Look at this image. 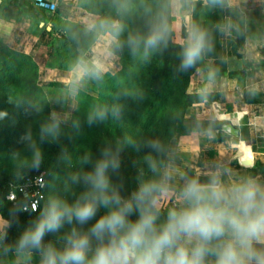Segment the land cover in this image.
Here are the masks:
<instances>
[{"label": "crops", "instance_id": "crops-1", "mask_svg": "<svg viewBox=\"0 0 264 264\" xmlns=\"http://www.w3.org/2000/svg\"><path fill=\"white\" fill-rule=\"evenodd\" d=\"M46 1L54 5L53 10L39 7L37 0H0V43L35 66L37 88L54 87L65 101L72 103L67 107L70 115L79 92L76 73L119 70L121 49L110 35L119 26V18L110 17L113 12L110 8L90 10L79 0ZM190 2L186 0V6ZM223 9L226 17L208 25L210 33L217 35L207 42L210 50L204 52L205 58L201 59L189 86L191 93L202 96L201 101L189 107L185 117L193 115L204 121H219L221 127L230 123L238 130V136L222 128L221 132L196 131L192 124L179 132L174 149L167 152L165 165L159 170L158 181L168 171L173 177L171 186L177 190L176 194H170L171 198L161 201L160 210L166 216L170 208L178 206L176 195L189 178L207 183L212 175H217L230 184L250 177L264 186V40L251 53L246 48L248 40L256 39L258 34L264 37V0H225ZM186 13L189 15L188 7ZM234 14L243 17L238 21L243 32L240 39L229 32L234 26ZM66 23L77 24L86 33L95 35L92 44L80 51V60L71 70L60 68L56 52L66 39L62 30ZM247 29L250 34L246 33ZM208 65H212V74L216 68L243 71V75L240 78L222 73L209 75ZM60 180L56 177L48 181V200L57 190L65 189ZM53 197L52 200L56 199ZM104 209L106 214L108 209ZM159 222L164 221L159 218ZM7 228L8 221L0 214V264H26L23 257L15 251L9 253L1 243ZM50 243L57 247L59 241ZM60 243L62 249L65 242ZM40 258L38 252H33L30 264H40Z\"/></svg>", "mask_w": 264, "mask_h": 264}, {"label": "clouds", "instance_id": "clouds-1", "mask_svg": "<svg viewBox=\"0 0 264 264\" xmlns=\"http://www.w3.org/2000/svg\"><path fill=\"white\" fill-rule=\"evenodd\" d=\"M163 39L164 31H153L144 40V55ZM130 43L135 52L139 41ZM207 50L205 34L192 30L182 53V68L193 67ZM105 116V111L98 110L88 122ZM59 123L53 115V122L41 129V138L58 135ZM150 147L159 150L155 144ZM102 157L92 171L72 177L74 183L82 179L88 191L73 204L51 200L34 226L20 237L15 252L26 264H30L33 251L40 254V264H264V186L253 178L230 184L217 175L207 183L189 179L178 190V206L170 208L165 221L158 224L161 201L177 191L171 186V173L165 171L159 181L142 182L124 199L108 175L110 169L119 168V161L107 150ZM147 159L156 172V163ZM40 163L41 154L36 150L32 166L38 168ZM101 207L108 209L107 213L86 233L73 228L62 249L44 243L46 234L58 232L73 220L86 224ZM133 213H138L135 221L130 219Z\"/></svg>", "mask_w": 264, "mask_h": 264}, {"label": "rangeland", "instance_id": "rangeland-1", "mask_svg": "<svg viewBox=\"0 0 264 264\" xmlns=\"http://www.w3.org/2000/svg\"><path fill=\"white\" fill-rule=\"evenodd\" d=\"M79 1L80 3L84 2V5L89 7L90 10L110 8L113 11L110 15L112 18L122 14L124 20L119 21V25L122 27L121 30L117 31V33L111 30L110 33L112 34L110 35L116 42L117 36L119 38H125L123 43L124 46H127L130 44V36H128L127 32L132 30L127 21L129 13L131 12L130 16L133 22L141 26L145 24L142 20L144 17L152 19L154 18L153 16L157 17L159 15L156 8L159 7L161 0ZM167 1L170 2V0ZM219 3H222V0H219ZM186 4V0H172L170 2L171 16L175 17V20L171 23L172 29L175 31V41L182 40V38L184 39L185 37L188 39L187 35L190 28L193 27L190 23L189 15L186 13ZM232 18L234 19V26L229 32L231 34L234 33L236 38H243V32L238 27V21L243 18L242 15L234 14ZM234 27L237 30H235ZM137 28L138 26H135V29ZM203 33L208 41L212 40L217 35V32H213L214 36L210 32ZM246 33L250 34L251 32L247 29ZM145 38L146 37H142V40H145ZM261 39L264 40V37L258 34L256 39L247 41L246 48L249 50V53L259 49L258 47L260 46ZM0 47H3L5 51H9L3 44H0ZM121 67L120 63L119 70L112 73L106 71V73L115 75L120 71ZM196 70L197 68L192 75V81ZM87 71L75 74L74 78L79 86V92L76 95L74 112L70 115H68L70 112H68L67 107H71L72 103L69 100L65 101V99L56 92L57 89H54V87H52V89L40 87L38 90L29 93V91H26V88L20 84L24 79H20L18 80V84L12 87L8 99L0 93V172L6 174L17 171L19 173L33 171L36 173L38 172V174L44 172L46 174L45 178L47 179L48 173L55 172L49 180L67 172L68 178L65 183V189L67 188L66 184L70 181L68 183V188L71 190L75 189V194L78 197V194L82 193L81 186L83 181L81 179L80 182L74 183L72 177H82L84 173L92 171L95 162L102 159V153L107 150L110 157H115L119 161V167L122 166V164L126 165L128 177L133 180L135 188L138 189L142 182L151 180L158 181L159 170L165 165L167 146L161 144V146L158 147V144L152 143L150 139L163 129V124L165 125L166 121H152L148 128L149 133L145 137V141L140 142L138 140L136 142L135 139L129 136L130 133H126L130 130V125L125 122L124 117V127L118 130L116 126L117 119L118 121L121 120V114L115 112L118 107L116 103H118L120 98H118L116 102L112 101V98H117V89H113V87L106 84L110 82V78H101V75L106 73L93 74L92 72L87 73ZM102 80H104V84H97ZM190 84L186 89L178 90V93H173L172 89L171 100L173 102L178 100L180 101L179 104L183 103L186 99L188 100L184 95L188 93L192 94L191 97L196 101L194 93H191L189 90ZM122 86L125 90L128 85L122 84ZM131 92L132 91H130V93ZM125 97H128V99H126L127 103H130L128 110H131V113H133L130 108L133 103H131V95L128 96L127 93ZM172 106L171 113L173 115H178L175 113V106L173 104ZM98 110L106 112L105 118L103 120H95L93 123L89 124V116L93 115ZM168 110L169 106H164L162 108V112L166 115L169 113ZM186 112L181 120L182 128L191 124L194 125L196 119H199V117L195 116V118L193 115L185 117ZM53 115L60 121L58 135L55 137L46 135L42 139L41 129L53 122ZM133 121L136 122V119ZM140 123L141 121H139V124ZM123 129H125V132ZM165 137L167 139V135H165ZM176 143L177 140L172 144L171 149H174ZM152 144L157 145L159 150L150 147ZM36 150H39L41 154L40 166L42 165L44 168H34L32 166ZM86 157L89 159L88 163L84 162ZM147 157H151L156 163V172L150 169ZM50 168L53 170H49ZM120 171L118 173H120ZM121 175L123 176L122 172ZM222 181L227 184L225 179ZM1 183L2 180L0 178V187L2 189L4 188V183ZM112 186L120 190L121 185L119 186V183L115 185L114 181ZM101 209L103 210L102 207ZM157 223L160 224L159 220ZM60 244V242L57 243V249H61Z\"/></svg>", "mask_w": 264, "mask_h": 264}, {"label": "trees", "instance_id": "trees-1", "mask_svg": "<svg viewBox=\"0 0 264 264\" xmlns=\"http://www.w3.org/2000/svg\"><path fill=\"white\" fill-rule=\"evenodd\" d=\"M224 1L222 3H213L212 0H191L189 3V19L193 27L190 28L189 34L192 30H199L201 32H210L208 30V25L213 23L221 22L225 16L224 12ZM133 10V9H132ZM170 2L167 0H161L159 7L156 8L158 11V16H153L154 18L148 19L144 17L142 20L145 22L143 25H137L133 22L130 13L128 15V24L130 26L128 36L130 40L139 41L136 46L135 52L133 51V44H128L124 46L123 41L125 38H119L117 36V43L121 49V69L115 75H110L109 73L101 75L103 77H109L110 82L106 83L110 87L116 90L117 98H112L113 102L118 101L116 105V113L121 114V120L116 121V126L118 130L123 128V117L125 122L130 125V130L126 133H130V137L135 139L136 142L145 141V137L148 135V128L152 121H166V124H163V129L153 135L150 141L157 143L158 147L163 144L167 146L166 152H169L171 146L178 138L179 132L182 129L189 128L190 125L181 127V120L184 116L186 110L198 104L201 101L202 96L196 94V101H194L192 94H184L188 100L180 103V101L173 102L172 98V89L173 93H178L182 89H186L190 82L192 81V75L197 67L200 66L201 59L205 58V53L202 55V58L197 61V63L188 69L182 68V53L184 47L187 45L188 39L185 37L182 40L175 41L174 35L175 31L172 29L171 23L175 20V17L171 16L170 11ZM119 21H123L124 17L122 14L118 16ZM151 21V22H150ZM162 23V24H161ZM135 26H138L135 29ZM120 25L113 28V32L121 30ZM135 29V30H133ZM160 29L164 31V39L161 40L155 48H150L148 50V55H144V40L142 37H148L153 31ZM63 34L66 36L64 42L59 45L56 49V52L59 56V66L63 70H71L77 65L80 60V51L89 47L95 39L93 33H86L84 28L74 23H66L63 26ZM166 30V31H165ZM145 38V39H146ZM208 40L206 39V43ZM243 42V39L240 43ZM1 44V43H0ZM239 46V45H238ZM0 93L8 99L12 87L18 84V80L24 79L20 84L26 91L32 92L38 90L36 86V78L34 77V72L36 70L35 66L32 63L25 61V57L16 55L13 52L5 51L3 47H0ZM131 54V56H130ZM34 71V72H33ZM222 73L225 75H232L235 77H242L243 71H234L227 72L224 70H219L216 68L213 71L212 75ZM122 81V82H121ZM104 80L99 85L104 84ZM121 84V85H120ZM122 84L128 85L127 91L124 90ZM179 90V91H178ZM130 91H132L130 93ZM128 93V96L131 95L132 109L128 110L130 103H127L125 97ZM126 101V103H125ZM172 104L176 108V114L171 113ZM179 104V106H178ZM164 106H169V113L166 115L162 112ZM178 106V107H177ZM132 114V115H131ZM136 119V122L133 120ZM139 121L141 123L139 124ZM125 124V123H124ZM68 125V124H65ZM221 123L214 120H201L197 119L194 124V130H217L221 132ZM125 132V129H123ZM167 135V139L165 137ZM166 162V156H165ZM126 165L120 166L117 170H109V177L111 184L115 181V185L119 183L120 190L119 193L124 199H128L131 195L137 190L133 185V180L128 177ZM39 168H44V166H39ZM53 170V169H49ZM121 170V171H120ZM56 171V170H55ZM120 171V173H118ZM121 172L123 176L121 175ZM0 178L2 183H4V188L0 187V214L8 221V228L6 234L3 236L1 243L5 245L7 251H15L16 245L23 235V233L31 229L37 220L40 217V213L52 200L51 196L49 200L47 199V189L48 181L51 176L55 173H48L47 178H45V197L42 200L39 209L35 212H23L20 210V206H14L9 201L5 199V194L7 192L8 184L20 183L28 177H33L38 174V172L30 171L28 173H19L13 172L5 174L0 172ZM45 174V173H44ZM46 175V174H45ZM49 175V176H48ZM191 175V174H190ZM46 177V176H44ZM193 177V176H191ZM60 182L65 186L67 182V172L61 174L57 177ZM190 179V178H189ZM202 180V179H201ZM114 185V184H113ZM3 187V185H2ZM82 193L77 195L74 190L59 189L57 190L53 198L67 201L69 204L75 203V201L82 196L83 193L89 190V186L82 184ZM118 189V188H116ZM60 193V194H59ZM80 195V196H79ZM77 197V198H75ZM100 208L97 211L96 216L88 221L86 224H79L75 220L71 224L64 223L61 229L56 233H48L44 237V243L48 244L51 241L65 242V237L69 235L73 228L77 230L78 233H86L96 222V220L104 215L105 212ZM166 215L160 210V219L165 221ZM138 218V213H133L130 219L135 221ZM92 246L95 248L96 241L93 239ZM36 252V251H33Z\"/></svg>", "mask_w": 264, "mask_h": 264}, {"label": "built area", "instance_id": "built-area-1", "mask_svg": "<svg viewBox=\"0 0 264 264\" xmlns=\"http://www.w3.org/2000/svg\"><path fill=\"white\" fill-rule=\"evenodd\" d=\"M38 6L44 9L53 10L54 5L46 0H37ZM45 174L40 173L28 177L20 183H9L5 199L14 206H20L23 212L37 211L45 197ZM33 205L36 209H33Z\"/></svg>", "mask_w": 264, "mask_h": 264}, {"label": "water", "instance_id": "water-1", "mask_svg": "<svg viewBox=\"0 0 264 264\" xmlns=\"http://www.w3.org/2000/svg\"><path fill=\"white\" fill-rule=\"evenodd\" d=\"M208 74H212V65H208L207 67ZM222 130L224 132H227L228 134L237 137L238 136V130L230 123H226L222 125Z\"/></svg>", "mask_w": 264, "mask_h": 264}]
</instances>
